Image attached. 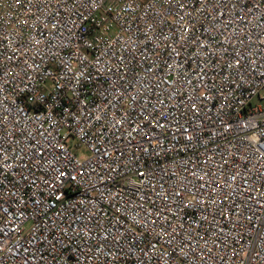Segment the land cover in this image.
<instances>
[{
	"label": "built area",
	"instance_id": "obj_1",
	"mask_svg": "<svg viewBox=\"0 0 264 264\" xmlns=\"http://www.w3.org/2000/svg\"><path fill=\"white\" fill-rule=\"evenodd\" d=\"M0 264H264V0H0Z\"/></svg>",
	"mask_w": 264,
	"mask_h": 264
}]
</instances>
